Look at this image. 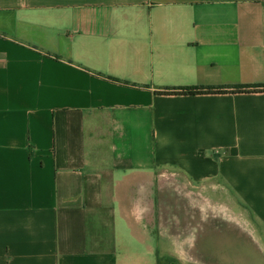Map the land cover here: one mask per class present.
<instances>
[{"label": "crops", "instance_id": "crops-1", "mask_svg": "<svg viewBox=\"0 0 264 264\" xmlns=\"http://www.w3.org/2000/svg\"><path fill=\"white\" fill-rule=\"evenodd\" d=\"M195 194L264 253V0H0V264H183Z\"/></svg>", "mask_w": 264, "mask_h": 264}, {"label": "rangeland", "instance_id": "rangeland-1", "mask_svg": "<svg viewBox=\"0 0 264 264\" xmlns=\"http://www.w3.org/2000/svg\"><path fill=\"white\" fill-rule=\"evenodd\" d=\"M160 175L162 183L169 182L168 175ZM189 198L193 202L190 203L192 209L194 208L203 220L199 223V234H196L197 231L192 234L193 230L186 231L185 213H181L179 217L177 215L175 224L168 221L165 223L167 227L161 228L162 231L168 228V232L177 230L181 235L175 239L178 241L180 251L177 259L183 264H264V253L260 250L256 255L248 253L249 244L246 236L237 238L236 244L228 240L221 242L222 240L218 238V227L222 223H225L226 230L249 231L247 212L243 211L241 216L236 215L229 205L219 202L216 196L195 194Z\"/></svg>", "mask_w": 264, "mask_h": 264}, {"label": "trees", "instance_id": "trees-1", "mask_svg": "<svg viewBox=\"0 0 264 264\" xmlns=\"http://www.w3.org/2000/svg\"><path fill=\"white\" fill-rule=\"evenodd\" d=\"M245 88L246 87L238 86V87H234V90L242 91ZM224 91H226L225 87L208 86V87H187L185 89H182L179 92L183 94H200V93H213V92H224ZM176 92L177 91H173V93H176Z\"/></svg>", "mask_w": 264, "mask_h": 264}]
</instances>
